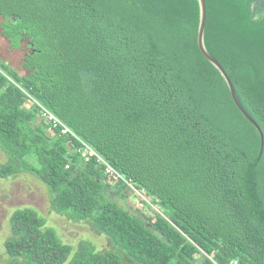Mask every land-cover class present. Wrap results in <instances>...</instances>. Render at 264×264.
I'll return each instance as SVG.
<instances>
[{"label": "trees", "instance_id": "1", "mask_svg": "<svg viewBox=\"0 0 264 264\" xmlns=\"http://www.w3.org/2000/svg\"><path fill=\"white\" fill-rule=\"evenodd\" d=\"M204 2V47L262 140L198 49L197 0H0V35L29 50L24 75L0 60V179L32 175L131 264H264V0ZM9 222L6 264H124L33 209Z\"/></svg>", "mask_w": 264, "mask_h": 264}, {"label": "rangeland", "instance_id": "2", "mask_svg": "<svg viewBox=\"0 0 264 264\" xmlns=\"http://www.w3.org/2000/svg\"><path fill=\"white\" fill-rule=\"evenodd\" d=\"M1 22V20H0ZM26 43L18 50H11L9 44L0 35V60L20 75H24L21 61L28 53ZM8 162L7 156L0 150V166ZM129 198L123 203L115 198L119 204L134 216L150 218L153 211L140 203L134 191H127ZM51 197L46 187L35 177L27 173L18 174L10 179H0V261L7 263L4 249L5 242L11 237L10 218L19 209L30 208L46 220L47 226L52 227L64 244L76 247L79 242L91 243L97 251L112 250L121 256L124 264H131L126 254L117 250L108 239L95 233L88 225L69 221L65 217L52 211Z\"/></svg>", "mask_w": 264, "mask_h": 264}, {"label": "water", "instance_id": "3", "mask_svg": "<svg viewBox=\"0 0 264 264\" xmlns=\"http://www.w3.org/2000/svg\"><path fill=\"white\" fill-rule=\"evenodd\" d=\"M198 4H199V10H200V15H199V26H198V35H197V45H198V49L200 51V53L202 54V56L212 65L216 68V70L220 73V75L222 76V78L224 79L225 83L228 86L231 98L234 102V104L236 105V107L238 108V110L241 112V114L254 126V128L257 130V132L260 135V138L262 140V134L259 130V128L257 127V125L248 117V115L243 111V109L241 108V106L239 105L233 87L231 85L230 80L228 79L226 73L224 72V70L221 68V66L207 53L205 47H204V29H205V20H206V9H205V2L204 0H197Z\"/></svg>", "mask_w": 264, "mask_h": 264}, {"label": "built area", "instance_id": "4", "mask_svg": "<svg viewBox=\"0 0 264 264\" xmlns=\"http://www.w3.org/2000/svg\"><path fill=\"white\" fill-rule=\"evenodd\" d=\"M41 117L43 120H45V122L47 124H49L51 126V128H50L51 130L61 127V134L62 135L71 134L70 131L65 126H63L52 114H50L48 111H46L43 108H41ZM81 155L85 161H88L90 159V157H92L94 155V153L91 152L89 148L84 147V149L81 150ZM98 162L103 163L99 159H98ZM105 172L108 176H111V178L113 180L116 181L117 179H119V175L116 172H114L112 170V168H110L107 165H106Z\"/></svg>", "mask_w": 264, "mask_h": 264}, {"label": "snow or ice", "instance_id": "5", "mask_svg": "<svg viewBox=\"0 0 264 264\" xmlns=\"http://www.w3.org/2000/svg\"><path fill=\"white\" fill-rule=\"evenodd\" d=\"M154 2L160 3L162 2V0H154ZM237 2L238 0H209V3L214 7H220V6L228 7ZM261 30L264 31V28H262Z\"/></svg>", "mask_w": 264, "mask_h": 264}]
</instances>
